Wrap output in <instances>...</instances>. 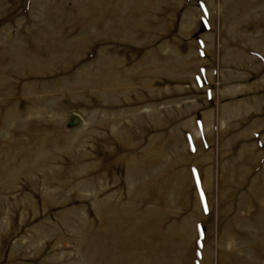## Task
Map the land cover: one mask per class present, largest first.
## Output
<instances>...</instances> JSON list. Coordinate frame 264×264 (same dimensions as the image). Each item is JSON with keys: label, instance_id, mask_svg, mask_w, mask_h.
<instances>
[{"label": "rangeland", "instance_id": "374dc122", "mask_svg": "<svg viewBox=\"0 0 264 264\" xmlns=\"http://www.w3.org/2000/svg\"><path fill=\"white\" fill-rule=\"evenodd\" d=\"M0 264H264V0H0Z\"/></svg>", "mask_w": 264, "mask_h": 264}]
</instances>
